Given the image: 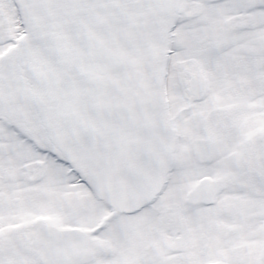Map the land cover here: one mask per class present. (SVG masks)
I'll return each instance as SVG.
<instances>
[{
	"label": "snow or ice",
	"instance_id": "1",
	"mask_svg": "<svg viewBox=\"0 0 264 264\" xmlns=\"http://www.w3.org/2000/svg\"><path fill=\"white\" fill-rule=\"evenodd\" d=\"M0 264H264V0H0Z\"/></svg>",
	"mask_w": 264,
	"mask_h": 264
}]
</instances>
